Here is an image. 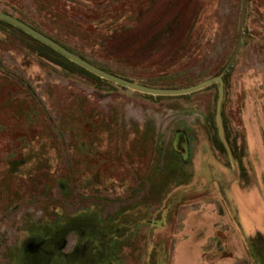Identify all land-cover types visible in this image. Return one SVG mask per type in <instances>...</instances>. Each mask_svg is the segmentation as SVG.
Returning a JSON list of instances; mask_svg holds the SVG:
<instances>
[{"label": "rangeland", "instance_id": "rangeland-1", "mask_svg": "<svg viewBox=\"0 0 264 264\" xmlns=\"http://www.w3.org/2000/svg\"><path fill=\"white\" fill-rule=\"evenodd\" d=\"M0 12L137 85L224 73L234 160L217 85L137 93L0 24V264H59L56 225L74 218L83 253L67 264H264V0H0Z\"/></svg>", "mask_w": 264, "mask_h": 264}, {"label": "water", "instance_id": "water-1", "mask_svg": "<svg viewBox=\"0 0 264 264\" xmlns=\"http://www.w3.org/2000/svg\"><path fill=\"white\" fill-rule=\"evenodd\" d=\"M0 21L6 24H9L10 26H13L14 28L22 31L23 33L33 38L34 40L40 42L41 44L47 47H50V49L60 54L62 57L68 59V61L77 65L78 67L87 71L88 73L102 80L108 81L110 83H113L115 85L121 86L125 89H129L137 93H141V94H145L149 96H155V97H180V96H187V95L200 92L212 85H217L219 89L217 106H216L218 132H219L221 141H223L222 143L226 149V152L228 153L230 157L229 159H231V161L234 162V160L232 159L233 157H232L231 151L229 149V146L225 138V132H224V126H223V120H222V104H223V100L225 96V86H224V80H223L224 73H222L221 75L217 77L210 78L197 85L191 86L190 88L187 87L183 89H156V88L145 87L139 84L137 85L136 83L127 81L125 79H122L120 77H117L115 75H112L90 64L86 60L78 57L77 55L73 54L66 48L62 47L61 45H59L52 39L36 31L35 29L32 28V26L30 27L29 25L14 18L11 15L0 12ZM242 26L243 25H241V28Z\"/></svg>", "mask_w": 264, "mask_h": 264}, {"label": "flooded vegetation", "instance_id": "flooded-vegetation-1", "mask_svg": "<svg viewBox=\"0 0 264 264\" xmlns=\"http://www.w3.org/2000/svg\"><path fill=\"white\" fill-rule=\"evenodd\" d=\"M69 229L68 228H65L64 231H67ZM79 230V229H78ZM77 230V231H78ZM80 231V230H79ZM69 235H74L76 237V242H75V245L73 247V251H70V252H65L64 251V247H65V240L66 238L69 236ZM81 240H82V235L78 234L77 232H70V233H67L66 236H64V238H60L57 240V243H56V248L58 251H59V255L60 257H57L56 259L58 260H61L62 263L61 264H67V261L69 258L71 257H81L82 256V251H81ZM47 252V251H46ZM81 254V255H80Z\"/></svg>", "mask_w": 264, "mask_h": 264}, {"label": "trees", "instance_id": "trees-1", "mask_svg": "<svg viewBox=\"0 0 264 264\" xmlns=\"http://www.w3.org/2000/svg\"><path fill=\"white\" fill-rule=\"evenodd\" d=\"M0 24H3V25H7V26H10L9 24H6V23H4V22H1L0 21ZM11 27H13V26H11ZM14 28V27H13ZM18 30V29H17ZM19 32H21V33H23L22 31H20V30H18ZM23 34H25V33H23ZM26 35V34H25ZM28 36V35H27ZM29 37V36H28ZM48 37V36H47ZM31 38V37H30ZM33 39V38H32ZM51 39V38H50ZM36 42H38V41H36ZM38 43H40V42H38ZM58 43V42H57ZM43 45V44H42ZM46 49H48L49 51H51V52H53V53H55V54H58V53H56L55 51H53L52 49H50V47H47V46H45V45H43ZM58 55H60V54H58ZM66 59V58H65ZM81 70H83V69H81ZM84 72H86V73H88L87 71H85V70H83ZM90 74V73H89ZM217 77V76H216ZM223 80H224V82L226 81L225 80V78H223ZM222 120H223V111H222ZM225 126V125H224ZM225 130H226V127H225ZM226 133H227V130H226ZM227 139H228V141H229V138L227 137ZM221 145V147L223 148V146H222V144H220ZM59 223V225H56L57 226V231H59L61 234H60V236L57 238V239H60V238H64V236H66V234L67 233H70V232H77L78 233V228H79V220H77V219H72L70 222H68V221H64V223L63 222H58ZM69 227V229L67 230V231H64V229L65 228H68ZM79 232H81V231H79ZM59 260V259H58ZM57 260V261H58ZM59 262V264L60 263H62V261L61 260H59L58 261Z\"/></svg>", "mask_w": 264, "mask_h": 264}]
</instances>
